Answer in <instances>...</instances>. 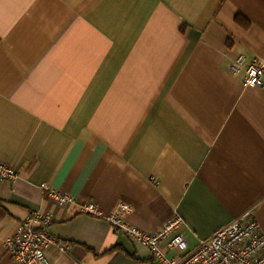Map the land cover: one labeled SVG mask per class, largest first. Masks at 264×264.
<instances>
[{
	"label": "crops",
	"instance_id": "1",
	"mask_svg": "<svg viewBox=\"0 0 264 264\" xmlns=\"http://www.w3.org/2000/svg\"><path fill=\"white\" fill-rule=\"evenodd\" d=\"M240 55L264 62V0H0V161L19 174L0 264L34 212L69 245L50 264H157L87 202L149 231L177 214L190 246L248 211L264 234V86L229 72Z\"/></svg>",
	"mask_w": 264,
	"mask_h": 264
},
{
	"label": "built area",
	"instance_id": "2",
	"mask_svg": "<svg viewBox=\"0 0 264 264\" xmlns=\"http://www.w3.org/2000/svg\"><path fill=\"white\" fill-rule=\"evenodd\" d=\"M243 71L241 83L247 88L264 86V62L256 58L246 61L242 55L229 64V72ZM19 179L15 168L0 161V182L13 185ZM47 197L57 207L76 204L75 198L47 184L41 185ZM80 212L101 218L99 207L93 202L77 204ZM134 208L127 203H118L105 218L116 233L133 242L147 246L157 264H264V234L251 212H245L227 225L216 228L210 236L190 246L186 238L178 233L183 218L175 214L158 231H149L136 225L132 216ZM52 222L50 213L34 212L25 217L15 232L5 240V252L16 264H50L46 249L57 244L48 226ZM67 250L66 243L57 244ZM173 250L175 255L168 256Z\"/></svg>",
	"mask_w": 264,
	"mask_h": 264
},
{
	"label": "rangeland",
	"instance_id": "3",
	"mask_svg": "<svg viewBox=\"0 0 264 264\" xmlns=\"http://www.w3.org/2000/svg\"><path fill=\"white\" fill-rule=\"evenodd\" d=\"M48 185V184H47ZM51 187V186H50ZM41 188V190H42V187H40ZM62 193V192H61ZM65 194V193H64ZM49 199V198H48ZM50 200V199H49ZM51 201V200H50ZM82 204V203H81ZM115 208V207H114ZM99 210H100V213H101V218H103V219H105V218H107L112 212H113V210H112V212L110 213V214H108V215H103V213L101 212V209L99 208ZM106 220V219H105ZM107 221V220H106ZM108 223H109V221H107ZM110 224V223H109ZM111 225V224H110ZM161 229V228H160ZM159 229V230H160ZM63 243V242H62ZM47 250V249H46ZM60 250V249H59ZM62 251V250H61ZM64 251V250H63Z\"/></svg>",
	"mask_w": 264,
	"mask_h": 264
}]
</instances>
